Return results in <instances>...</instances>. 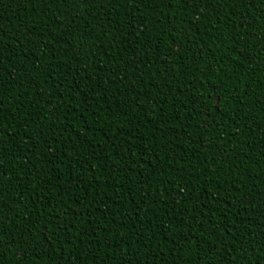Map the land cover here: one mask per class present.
<instances>
[{
	"label": "trees",
	"instance_id": "1",
	"mask_svg": "<svg viewBox=\"0 0 264 264\" xmlns=\"http://www.w3.org/2000/svg\"><path fill=\"white\" fill-rule=\"evenodd\" d=\"M0 264H264V0H0Z\"/></svg>",
	"mask_w": 264,
	"mask_h": 264
}]
</instances>
